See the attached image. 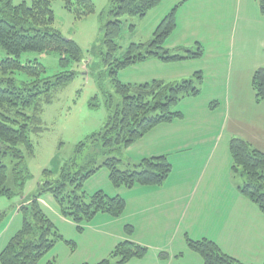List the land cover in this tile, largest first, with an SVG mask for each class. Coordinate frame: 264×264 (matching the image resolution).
<instances>
[{
    "label": "rangeland",
    "instance_id": "obj_1",
    "mask_svg": "<svg viewBox=\"0 0 264 264\" xmlns=\"http://www.w3.org/2000/svg\"><path fill=\"white\" fill-rule=\"evenodd\" d=\"M13 2L29 4L31 0H13ZM92 2L94 12L81 19L75 18L65 9L61 0H55L52 3V28L61 32L66 38H72L77 42L82 50L83 60L80 63H72L68 67L75 71L74 77L53 91L52 100L42 110L43 130L37 134H31L33 154L27 156L25 161L30 177L25 180L22 187L16 185L13 177L15 160L10 157L4 158L8 176L6 186L12 190L13 194L10 197L0 195V252L23 224V216L18 205L24 198L30 199L36 194L40 183L57 178L62 168L72 160L86 166L87 170L94 166H101L108 157H116L121 159L118 168L126 169L128 163L135 164L144 158V149L148 148L147 141H142L141 145L135 142L127 148L117 149L108 154L100 152L92 145H87L80 153H77L79 143L87 142L92 134L99 132L108 117L120 109L122 104V97L115 91L109 68L103 62L106 54L103 27L112 20L109 15L110 0H92ZM169 2L170 0H161L141 18L121 17V29L116 38L118 47L116 57L122 59L131 43L150 41L164 12L176 10V27L166 38L165 47L171 48L174 45L184 44L192 45L194 50L197 46L202 47L205 50L204 57L193 62V65L205 66L207 74L198 86L200 95L186 96L174 107L185 117L174 119L173 129L188 135L191 142L199 136L205 137L207 142H209L207 138L212 137L213 141V135L217 134L219 128L220 116L218 110H213L214 107L207 110V106L212 100L211 91L220 86L217 82L221 77V68L230 80L231 86L242 89L244 97L239 102L246 107V111L251 115L257 110L262 115L261 118L257 115V119L264 120V102L256 103L254 91L249 86L252 61L264 62V49L257 47L259 39L264 41V16L260 13L258 0H192L183 10H181L182 2L173 7H170ZM260 14L262 16H259ZM260 17H263V20ZM132 24L133 27L130 28ZM196 40L200 44H196ZM230 43L239 49V57L235 58L230 65L226 61L218 67L216 50L219 46L226 47ZM5 56V52L0 49V59ZM27 59H35L42 63L46 76L55 75L63 70L59 66V56L54 52L23 53L21 61L26 62ZM177 63L150 58L122 68L118 71L117 77L124 83H141L153 79L179 81L191 77V75L176 77L175 73L179 72L184 65ZM261 66L264 67V63ZM3 77L15 78L17 85L23 79L22 75L16 73ZM222 78L225 77H221V80ZM155 129L153 134L148 135L149 142L154 134L157 138V134L162 133L159 127ZM171 135L177 139L175 134ZM165 136V134L162 136L163 140ZM229 138L230 133L227 129L223 133L222 140L218 142L216 155L213 153L216 166L208 169V172H212L215 176V186L206 190L207 197L202 194L205 189L200 187L194 198L195 201L188 208L186 217L181 218L180 224L188 225L195 220V224L189 227L192 236L197 237L204 232L217 240V246L224 253L236 257L242 263L260 264L264 257V214L237 188L233 191V183L241 184L242 177L239 172L231 170L232 159L229 146L226 145ZM212 143H206L201 147L190 146L181 152H176L177 148L169 144L165 150L172 168L163 184L155 187H161L165 183L167 187L180 182L183 186L187 182L190 183L201 169L206 152ZM155 144L157 143L154 142L153 145ZM93 154H95V162L86 163ZM46 169L51 170L53 174L44 175L43 172ZM138 186L146 187V185L133 187ZM133 187L120 186V190L126 194ZM82 188L87 197L99 190L112 196L116 194L114 191L117 189L112 184L109 170L105 165L88 177ZM38 199L43 212L62 235L41 258V264L49 260H54L55 264H95L98 260L108 257L120 241L130 240L132 236L133 229L130 232L126 230L125 208L117 217L98 212L90 220L78 224L61 213L51 193H43ZM246 203L252 205L257 211L256 218L254 214L247 211ZM164 220L160 222V226ZM128 226L132 227V225ZM140 233L143 238L151 242L149 246L142 245L147 248L145 255L163 254L165 258L162 260L168 259L169 255L166 254L170 253L169 250L163 249V252L159 253L153 247L156 243L169 241V248L176 250V253L182 250L176 256L179 259L175 256L172 258L175 264H196L198 259L202 262L200 254L188 246L182 233L174 237H170L171 233L167 236H150L139 230L137 235ZM182 244L183 249H180ZM182 252L184 255H180Z\"/></svg>",
    "mask_w": 264,
    "mask_h": 264
},
{
    "label": "trees",
    "instance_id": "obj_2",
    "mask_svg": "<svg viewBox=\"0 0 264 264\" xmlns=\"http://www.w3.org/2000/svg\"><path fill=\"white\" fill-rule=\"evenodd\" d=\"M54 1L31 0L29 4H15L13 0H0V49L6 54L0 59V195L7 197L13 193L6 186L8 176L4 158L15 160L13 177L16 185L22 187L30 177L25 161L27 156L33 154L31 134L43 130L42 110L52 100L53 91L74 77L75 71L68 67L83 60L77 42L52 28ZM61 1L64 8L77 19L94 12L92 0ZM160 1L110 0L109 15L112 20L103 27L106 46L103 62L109 68L115 91L122 97V104L120 109L108 117L99 132L92 134L87 142L79 143L77 153L87 145L106 154L127 148L155 126L182 117V112L174 107L182 98L199 94L198 86L203 80L201 72H195L193 76L179 81L153 79L141 83H124L117 77L122 68L150 58L177 62L202 56L200 46L194 51L184 49L183 55L179 50L171 53L165 47L166 38L176 27V10L173 9L156 25L150 41L131 43L122 59L116 57V38L121 29V17H144ZM258 6L264 16V0H258ZM132 27L133 24L130 25ZM26 52H54L59 56V66L63 70L46 76L45 67L39 61H21V55ZM14 73L23 77L19 85L15 83V78L3 77ZM252 87L256 100L264 102V67L253 72ZM228 146L232 157L231 169L239 172L242 177L239 192L255 203L264 214V152L253 148L240 137H232ZM94 156L86 163L93 164ZM119 162L120 158L108 157L102 164L108 168L109 178L115 187L159 186L172 168L166 155L142 158L135 164L128 163L126 169L118 168ZM101 166L86 170V166L72 160L62 168L57 178L40 183L36 194L30 199L24 198L18 205L23 224L0 252L1 264H41V258L62 237L42 210L38 198L43 193H51L61 213L78 224L90 220L98 212L119 216L125 208L124 198L119 195L110 196L102 190L87 197L82 188L84 181ZM43 174L47 176L53 172L46 169ZM126 230L130 232L132 227L127 225ZM186 240L188 246L200 254L202 264H245L224 253L212 240ZM146 252V247L126 239L120 241L108 257L95 264H125L132 258L145 256ZM160 257L163 259L165 255ZM45 264H55V261L49 260Z\"/></svg>",
    "mask_w": 264,
    "mask_h": 264
},
{
    "label": "crops",
    "instance_id": "obj_3",
    "mask_svg": "<svg viewBox=\"0 0 264 264\" xmlns=\"http://www.w3.org/2000/svg\"><path fill=\"white\" fill-rule=\"evenodd\" d=\"M180 2H182L183 4L181 5L182 6L181 10H183V8H186L185 6H188L192 2V0H170L169 5L170 7H173ZM166 13L168 12H164V16ZM259 16L262 15L260 14ZM260 18L261 20H263V17ZM259 33H261V30H259ZM195 43L200 44L198 40H196ZM257 47L264 49V41L262 42L261 39H259L257 43ZM193 48L194 47L192 45L184 44L181 46L174 45L168 49L169 51L179 50L180 54L183 55L185 53L184 49L194 51ZM218 48L219 49L216 50V52L218 53V58L216 57L218 59V61L216 62L218 67L223 65L226 61L228 65H230L235 58L239 57V49L235 47L232 43H230L226 47L221 48V46H219ZM202 50H203V54L200 58L177 61L178 62L177 64H184V65H182L183 67L179 72L175 73L176 77H184V76L187 77V75L192 76L195 72H201L203 79L205 78L207 74L206 71L207 68L202 65L201 66H196L197 64L193 65L194 64L193 62L201 60L204 57L205 50L203 48ZM263 63L264 62H261V60L252 61L250 66V68L252 69L251 70L252 74H251V81L249 83V86L252 87L253 72L257 68L262 67L261 65H263ZM191 71L194 72L191 74L190 73ZM220 74L221 77H225V78H222L221 80V77L220 78L217 77L218 78L217 83L220 84V86L217 89H213L211 91L212 100L209 102L210 103L208 104L209 106H207V110L210 107H214L213 110H218V115L220 116L219 128L217 130V134L213 135V141H212V137L207 138L209 142L211 143L213 142V143L212 145H210L208 151L206 152V158L196 177L190 183L187 182L185 186H183L182 182H180L179 184H175L172 185L171 187H167L165 183V185H162L161 187H155V186L133 187L132 189L127 191L126 194L122 193L120 187H117V189L114 191V193L116 194L112 196L119 195L125 200L126 207L124 212H126L125 215L126 225H132V229H133V232L131 234L132 236L130 237L131 241L145 246H149L148 244H151V242L143 238L141 233L140 235H137L140 230V231H144L146 233L145 235H150V236H161V235L167 236L169 235V233H171L170 237H174L175 235L182 233L183 239L185 240L186 238L192 240H200L202 238H207L217 244L216 242L217 240L215 238L208 236L204 232L202 234H199L200 236L197 237H194L190 234L189 227L195 224V220H193V222H191V224L188 225L187 224L183 225L182 223L183 226H181L180 220L181 218L186 217L188 208L195 201L194 198L198 194L200 187L205 189V191L202 194L207 197V193H205L206 190L208 188H213L215 186V182H216L215 176L212 172H208V169H211L212 167L216 166L215 162L213 161L214 159L213 157H215L218 151L217 148L218 142L222 140L224 131L228 129L230 133L229 139H231L232 137L239 136L240 138L246 140L253 148H256L264 152V120L262 121L260 120V118L262 117L261 113H258L257 110H255V112H252V114L250 115L249 112L246 111V107H243L241 102H239L244 97L243 93L241 92L242 89L231 86V82L230 80H228L227 75H225L224 70L222 68ZM212 75L217 76V74L214 73H212ZM199 95L200 93L197 96ZM255 101L256 103L260 104V101H257L256 98ZM257 115L260 116V118L257 119ZM183 116L185 117V115ZM174 125H175V121L159 124L154 128H152L150 131H148V133L145 136H143L138 141H136V143L140 145L142 141H147L148 143V148L144 149L143 152L144 158L150 156H156V155L167 156L165 149L166 147H168L169 144L174 145V147L177 148L176 152H181L182 150L188 149L190 146L201 147L204 146L206 143H209L205 141L206 138L203 136H199L198 138L192 140L191 142L189 140L188 135H183L179 133V131H175L173 129ZM158 127L160 128L159 130L162 133L157 134L158 136L157 138L155 137L154 134L150 139L151 142H149L147 140L148 135L153 134L152 132L155 131L156 130L155 128ZM164 134L166 136L165 139L163 140L162 136ZM171 134H175L177 139H175ZM154 142L157 144L153 145ZM159 144L160 146H158ZM213 153H215V155H213ZM210 176H212V178ZM239 186L240 183L239 184L237 182L233 183V187H232L233 191H235V188L238 189ZM246 205H247L246 207L247 211L250 212L251 214H254V217L256 218L258 216V213L253 209L254 207L247 203ZM162 218L165 220L164 222H162L161 225L162 228H161L160 222L163 221ZM261 225H263L262 222ZM158 241L161 242L160 240ZM155 245L156 246L153 248L155 251H159V253H162L163 249L169 250L170 253L167 254L169 255V258L166 260H162V258L158 254L145 255L141 258H132L129 261H127L125 264H175L174 263L175 261L172 258L174 256L175 257L178 256V254L181 253L182 251L180 250V252L176 253L175 252L176 250H172L171 248H169V241L166 242L163 241L161 243H156ZM180 249H183V244L180 246ZM180 255H184V252H182V254ZM101 260H98L97 262ZM262 262H264V257ZM196 264H202V262L199 261L198 259ZM245 264H255V263L250 262Z\"/></svg>",
    "mask_w": 264,
    "mask_h": 264
}]
</instances>
